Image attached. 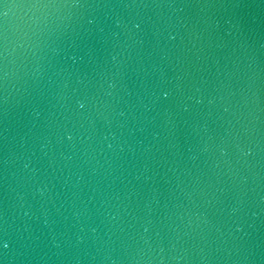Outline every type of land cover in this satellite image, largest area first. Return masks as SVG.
Wrapping results in <instances>:
<instances>
[{"label": "water", "instance_id": "95a60500", "mask_svg": "<svg viewBox=\"0 0 264 264\" xmlns=\"http://www.w3.org/2000/svg\"><path fill=\"white\" fill-rule=\"evenodd\" d=\"M0 264H264V0H0Z\"/></svg>", "mask_w": 264, "mask_h": 264}]
</instances>
